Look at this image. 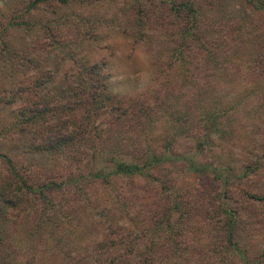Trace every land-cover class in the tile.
I'll return each instance as SVG.
<instances>
[{"label": "trees", "instance_id": "trees-1", "mask_svg": "<svg viewBox=\"0 0 264 264\" xmlns=\"http://www.w3.org/2000/svg\"><path fill=\"white\" fill-rule=\"evenodd\" d=\"M2 1L7 9L0 15V60L10 64L0 71V137L22 140L27 151L47 156L51 165L27 166L17 161L14 147L0 149L8 172L0 183V264H19L23 241L12 239L11 234L20 224L27 228V259L21 264H32L43 236V246H48L46 241L51 243V264H157L160 260L191 264L181 249L194 218L181 222L194 208H201L198 216L205 233L201 247L205 254L210 247L218 253L212 261L209 257L205 261L230 264L233 255L236 263L262 264L264 260L254 263L243 254L245 243L240 241L245 235L251 242H263L264 143L249 141L255 151L251 149L240 162L237 154L242 149L236 141L250 137L245 134V125L237 123L239 114L245 112L246 118L252 119L250 131L264 118V17L258 13L264 0H238L239 13L228 16L218 12L221 0H133V40L145 42L152 51L163 46L169 52L165 56L160 51L159 63L153 64V69L157 64L167 90L134 93L114 91L113 72L107 62L82 54V49L63 35L71 26L59 16L52 19V11L42 9L86 6L101 0ZM112 1L113 20L117 22L123 0ZM35 25L42 27L46 39L32 46L14 41L17 32L28 36ZM49 58H53L52 63ZM170 68L174 70L173 87L168 85ZM7 110L13 116L4 125ZM191 150L202 157L199 168L186 157ZM99 156L112 159L114 170L89 169L84 173L83 164ZM168 160H183L200 173L198 195L190 189L174 193L169 183L173 170L168 168L163 176L153 175L164 182V196L145 200V206L138 209H134L138 203L133 190L105 191L114 181L110 180L112 175L133 178L143 168ZM57 161H65L66 170L76 171L78 176L69 179L59 175ZM234 166L243 168L242 173L234 174ZM225 170L233 173L235 181H229ZM220 175H224L223 180ZM86 177L105 181L96 200H91L79 182ZM80 188L85 195L69 200ZM234 188L238 189L233 192ZM236 195H243V202L250 205L249 218L233 205ZM92 201L97 206L92 210L99 209V219L84 228H92L93 236L86 243H74L70 239L74 230L68 229L75 223L70 212L79 206L90 215ZM139 224L147 239V254L136 263L128 245L133 244ZM48 228H59L60 236H52L51 231L44 235ZM212 230L218 231L215 234ZM209 234L216 239H208ZM94 247L101 255L90 257L88 250ZM121 249L124 255H110ZM159 249L164 251L162 257ZM257 256L264 257V247L258 249Z\"/></svg>", "mask_w": 264, "mask_h": 264}, {"label": "rangeland", "instance_id": "rangeland-1", "mask_svg": "<svg viewBox=\"0 0 264 264\" xmlns=\"http://www.w3.org/2000/svg\"><path fill=\"white\" fill-rule=\"evenodd\" d=\"M107 1L108 0H101L97 2L94 1L88 5L86 4V6L85 5H69L65 8H58V7L53 8L52 7L51 9L49 7H45L42 9L47 10V11L49 10L52 11L51 13L52 19H54V17L59 16V18H61V20L64 23L71 26V27L65 28L63 35L71 38L73 43L78 45L82 49L81 50L82 54H84L85 56H86V53L89 54L88 56L92 58L91 60H93V58H96V59H100V61L104 59L107 62V66L110 67L113 72L112 82H113L114 91H117L119 93L140 92L142 90H140L137 87L136 81L134 79L130 78L129 76H125L124 78L119 77V72L117 70L116 63L114 62L115 56L113 54L112 49L110 47L102 45L101 43L102 40L104 39L103 35L101 34L102 30H104L105 32L113 30V29L119 30V32L122 33L124 36L129 37L133 40L131 36V32L133 31L132 27L134 26V23L132 24V22H134V18L136 17V14L134 13L135 8L134 6H131V4L133 3V0H127V1L123 0L119 3L117 22H114L113 20V17H114L113 9H111L113 8V6L111 5L113 1L112 0L110 2H107ZM194 2H196V0H194ZM238 3H240V1L238 0L236 1L221 0L220 6H219L220 9L218 12L223 13L225 16H228L230 12H235L234 14H237L239 13L241 9ZM155 7H157V5ZM6 9L7 8H6L5 2L0 0V15L2 12H5ZM38 13L39 14L44 13V11L42 12L39 11ZM258 13L262 17H264V8L262 7V9L258 11ZM93 25L94 27L92 28ZM34 27H36V29H34V31H30L28 36L26 35V33L22 31L17 32L14 41L21 45L32 46L33 43H36V42L38 43V41H43V39H46L44 31L43 29H41L42 27H40V29L38 28L37 25H35ZM150 33H153V32H150ZM164 49L165 47L163 46L153 47V52L155 54L154 63H157V64L159 63V61L157 60V55L160 53V51H162L163 55L165 56L167 55V53H169V52H166ZM52 60L53 58L47 59L49 63H52ZM0 62H2L0 63V71L3 69H7L5 64H10V63L4 62V60H0ZM157 64L155 68L157 70V73L155 72V69H153L154 74H155V83H154V86L149 89L156 90L158 88H161L164 91V90H167V87H163L164 85L163 77L159 73V69H157ZM173 71H171V68L169 69V82H168L169 87H173L174 85L173 82H171V76L173 75ZM14 108H18L17 105H15ZM4 115L6 117L4 118L3 122H4V125H6L5 122L8 124L12 120L13 114L11 113V110H7ZM250 121L252 122V119L246 118L245 112L239 114V121L237 123L245 125V131H246L245 134L250 136L248 140L236 141L237 147L242 149V153L237 154L238 160L240 162H242V160L246 158L247 155H249L248 153L251 149L255 151V149H253L251 145L249 146V141L251 143L253 139H258L260 143H264V138H263L264 118L259 119V123L255 125L256 129H252L251 131H250V128L253 125L251 124ZM254 137H257V138H254ZM9 138H11V136L9 135L6 137L5 136L0 137V149L2 148L5 150L7 149L6 148L7 146L14 147L12 148V152L16 153L15 157L17 158L18 162L24 165H27V166H30V164H34V163H37V164L42 163L41 165L48 167V168L50 167L51 165L50 158L40 153L31 151V150L27 151L25 149V146H23L22 144V140L18 141L15 138L13 139L11 138V140H9ZM246 141H248V143ZM119 157L121 159H130L129 157H124V156H119V155H117L116 158H119ZM186 157L190 158L193 161V164L195 165L196 168H199L200 164L203 162L201 155L198 154L197 152H194L193 150L187 151ZM112 161H113L112 159L111 161L110 160L108 161L101 156L95 157L93 159H90L86 163L84 162L85 164H83L84 166L83 172L85 173L89 169L92 170L93 172H106V173L108 171L111 172L114 170V163ZM261 161L262 159L260 160V162ZM56 163L58 164L56 167H58L57 169L59 170L58 172L60 173L59 175L64 176L69 179L73 177L76 178L78 176V173L76 171L73 173H70L69 171L66 170L67 163L65 161H57ZM142 163L143 162L140 161V165H142ZM234 167H235L234 174L238 175L242 173L243 168H240L237 166H234ZM165 168H168L169 170H173L172 174L170 173L171 178L169 179V183L171 185L170 188H172L171 190L174 193L182 192L187 189H190L196 195H198V191L201 192V179L199 178L200 173L193 170L192 167L190 168L189 163L187 164V162H184L183 160H182V163L181 161L168 160V161H164V163H161V164L145 167L143 168V171L141 173L134 174L133 178H128L125 175H121L123 177L118 175L119 177H121L119 178V177H116L115 175H112L110 180H114V181H112L109 185H107V188L105 191L110 192L111 194H114L116 191L122 192V190H128V189L133 190L135 194L137 195L136 202L138 203L135 205L134 209H138L142 206H145L144 205L145 200H150L153 197H163L164 196L163 187H162L164 186L163 185L164 182L161 180L158 181L157 178H153V175L157 177L163 176L164 175L163 170ZM222 171L223 170L221 169L219 173L221 174ZM224 173H226V175L228 174L229 181H235L233 173L229 172L228 170H225ZM7 174L8 172L4 170V163L0 159V183L2 182V180H4V177H6ZM220 176H221L220 179L223 180L224 175H220ZM262 176H264V173L262 174ZM92 180L86 177V178L80 179L79 182L81 185L84 184L83 188L85 189V191L91 194V200H96L98 196L101 193H103V187L101 184L103 183L105 184V181H103L101 178H95ZM261 182L263 183L262 187H264L263 178L261 179ZM247 183L251 184V186L249 187V189H251L252 181L250 180ZM116 186H118L119 189ZM237 189L238 188H234L233 192ZM82 193H83V190L80 188V190L74 192L72 196L70 195L69 200L71 201L78 200L81 197V195L82 196L85 195ZM231 197L233 198V196ZM236 197H238V200L233 202V205H235L237 210H241L242 213L246 216V218L247 217L249 218L250 212L247 210L250 209V205H247L245 202H243V199H244L243 195L241 197L236 195ZM231 200L232 199L230 198L229 200H227L229 204H231ZM254 200L260 203L258 200L256 199ZM80 201L82 202L83 199H81ZM77 204L78 202H76V205ZM93 206L97 209V206L92 201V203L88 205V210L91 211L90 215H87V213L84 214L83 211L79 208V206L76 209L71 210L70 215L74 214L73 222L75 223L73 224V227H70L68 229H70L71 231L74 230L73 235L70 238L73 240L74 243L75 242L78 244L86 243V241L90 237L93 236L92 228L90 229L84 228L86 226L90 227V225H92L94 221L99 219L97 217V213L99 209L93 211L92 210ZM198 214L201 215V208H194L192 212H186L185 215L183 216V219L181 222L182 224L186 222L190 217L194 218V220L191 222L189 226L191 227L189 230L190 231L189 234L184 237L186 238V241L182 242L184 244L182 246L181 252L185 254L188 260H191V264H212L210 262L212 261V259L217 257L218 253L216 250H213V248L210 247V251L207 252V254H205L204 249L201 247V235L205 233L201 232V227H200L201 216H198ZM219 222L220 220H218V224ZM75 225H79L80 228H76ZM137 230L138 231L135 236V240L133 241V244L128 245L129 247L128 250L130 249L136 255L135 258L134 257L132 258L133 262H136V260L142 261V259H145V255L147 254V249H146L147 239L144 234V231L142 230V224L138 225ZM50 231L52 232L51 233L52 236H55V235L60 236L59 234H61L59 232V228L56 231L55 230L53 231L48 228V231H44L46 232L44 235L49 236ZM212 231L213 233L215 232L216 234L218 230L216 231L212 230ZM26 235H27V228H25L24 224H20V227L17 229V232L15 233L13 231V234H11L12 239L23 241V244L20 246L18 256H17L19 264L24 263L27 259V251H26V247L24 246L27 242ZM44 237L45 236H43L42 241L43 239L44 240L46 239ZM63 237L65 238V236ZM156 238H158V236H156ZM112 239L114 238L112 237ZM208 239L213 240L216 238L215 237L211 238V234H209ZM262 240L263 242H251L250 238H246V236L244 235L240 241V243H245L244 248H242L244 250L243 252H245L243 254L248 256L250 259H254V263H257L259 260H264V257L257 256L258 249H261L262 247H264V235L262 236ZM42 241L40 245L41 248L39 246V248H37V251H35L36 258L33 259V262H31L32 264H51L50 258L48 257V253H49L48 249L51 243L46 241L48 243V246L45 247L43 246ZM88 251H89L88 253L90 257L101 255V253L99 252L101 250H99V248L97 247H94L92 250H88ZM158 251H159L160 256L162 257L164 254V251L160 249ZM123 253H124V250L121 249L118 251H112L110 255L111 256H114V255L122 256L124 255ZM208 257L211 261L204 260V258L206 259ZM231 257H232L233 262H230V264H240L239 261L236 263L235 261L237 259L236 257L233 258V255H231ZM158 260H160V258H158ZM157 264H168V263L165 261L161 262L160 260V262L157 261ZM183 264H186V262H184ZM262 264H264V262Z\"/></svg>", "mask_w": 264, "mask_h": 264}, {"label": "clouds", "instance_id": "clouds-1", "mask_svg": "<svg viewBox=\"0 0 264 264\" xmlns=\"http://www.w3.org/2000/svg\"><path fill=\"white\" fill-rule=\"evenodd\" d=\"M101 34L104 37L102 45L113 51L119 77L129 76L134 79L142 91L153 87L155 54L149 46L143 41H134L124 36L119 30H102Z\"/></svg>", "mask_w": 264, "mask_h": 264}]
</instances>
